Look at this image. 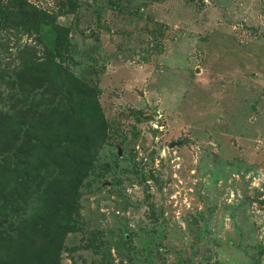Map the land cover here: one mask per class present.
Returning a JSON list of instances; mask_svg holds the SVG:
<instances>
[{
  "label": "rangeland",
  "instance_id": "rangeland-1",
  "mask_svg": "<svg viewBox=\"0 0 264 264\" xmlns=\"http://www.w3.org/2000/svg\"><path fill=\"white\" fill-rule=\"evenodd\" d=\"M32 3L107 122L60 264H264V0ZM21 31L0 32V70L46 61ZM12 96L1 81L14 115Z\"/></svg>",
  "mask_w": 264,
  "mask_h": 264
},
{
  "label": "trees",
  "instance_id": "trees-1",
  "mask_svg": "<svg viewBox=\"0 0 264 264\" xmlns=\"http://www.w3.org/2000/svg\"><path fill=\"white\" fill-rule=\"evenodd\" d=\"M32 1L0 0V32L38 34L46 47L45 62L24 51L19 66L0 70L14 112L0 108V264H60L81 188L99 176L108 138L96 91L69 67L67 29Z\"/></svg>",
  "mask_w": 264,
  "mask_h": 264
},
{
  "label": "water",
  "instance_id": "water-1",
  "mask_svg": "<svg viewBox=\"0 0 264 264\" xmlns=\"http://www.w3.org/2000/svg\"><path fill=\"white\" fill-rule=\"evenodd\" d=\"M177 144H172V148H174ZM116 148L118 149V153H119V157H123V149H122V145H121V142H118L116 144Z\"/></svg>",
  "mask_w": 264,
  "mask_h": 264
}]
</instances>
